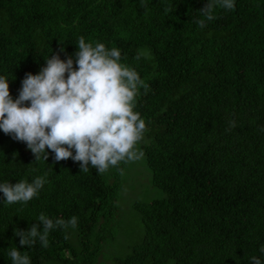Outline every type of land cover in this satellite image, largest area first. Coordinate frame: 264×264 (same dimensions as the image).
I'll return each instance as SVG.
<instances>
[{
	"label": "trees",
	"instance_id": "trees-1",
	"mask_svg": "<svg viewBox=\"0 0 264 264\" xmlns=\"http://www.w3.org/2000/svg\"><path fill=\"white\" fill-rule=\"evenodd\" d=\"M207 2L0 0V75L14 99L26 73L38 74L52 53L74 54L80 36L120 49L147 85L134 99L146 121L138 146L166 197L136 205L144 235L121 264L264 261V0L217 7L200 28L192 21ZM47 151L37 161L0 130V183L47 174L27 204H4L0 192V264H11L10 247L27 251L31 264H99L129 164L119 165L123 175L117 167L82 173ZM40 213L78 223L52 230L47 248L21 246L15 230L38 224L42 232Z\"/></svg>",
	"mask_w": 264,
	"mask_h": 264
},
{
	"label": "clouds",
	"instance_id": "clouds-1",
	"mask_svg": "<svg viewBox=\"0 0 264 264\" xmlns=\"http://www.w3.org/2000/svg\"><path fill=\"white\" fill-rule=\"evenodd\" d=\"M141 7H147L145 0H141ZM217 7L234 10L235 0H208L199 10L201 18L192 22L205 27L207 21L215 19ZM169 11L165 8L166 13ZM76 45L78 50L66 59L52 53L38 74L26 73L15 99L10 95L9 78L0 75V130L26 143L37 161H47V150H51L55 162L72 159L79 163L82 173L91 167L103 175L110 167H117L123 175L121 163L139 161L144 155L138 144L146 132V121L134 111V99L139 89H146L147 85L135 68L122 63L126 58L120 49L108 48L99 41L86 42L84 36L78 38ZM142 55L139 52L135 59ZM229 123L235 127L234 121ZM46 175L37 176L32 182L25 178L15 184L0 183L4 204H27L38 197ZM36 221L43 225L42 232L38 224L27 231L15 230L21 246L31 247L39 240L42 247H49L50 232L75 228L78 217L53 220L40 213ZM260 252L264 253V246ZM7 255L11 264H31L27 251L21 252L17 247H10ZM250 260L251 264H264L256 256Z\"/></svg>",
	"mask_w": 264,
	"mask_h": 264
},
{
	"label": "rangeland",
	"instance_id": "rangeland-1",
	"mask_svg": "<svg viewBox=\"0 0 264 264\" xmlns=\"http://www.w3.org/2000/svg\"><path fill=\"white\" fill-rule=\"evenodd\" d=\"M122 179L114 218L109 224V232L102 235L103 255L99 264H121L120 261L131 253L144 235L142 215L136 205L166 197L161 189L153 185V176L145 155L139 161L129 163Z\"/></svg>",
	"mask_w": 264,
	"mask_h": 264
}]
</instances>
